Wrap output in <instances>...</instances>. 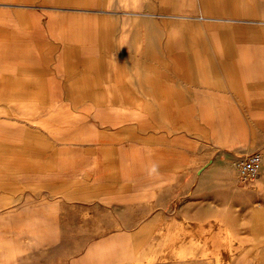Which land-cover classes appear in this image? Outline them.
Wrapping results in <instances>:
<instances>
[{
	"label": "rangeland",
	"instance_id": "374dc122",
	"mask_svg": "<svg viewBox=\"0 0 264 264\" xmlns=\"http://www.w3.org/2000/svg\"><path fill=\"white\" fill-rule=\"evenodd\" d=\"M117 1V4L126 5L134 0ZM159 1L141 0L143 7L147 4L145 7L149 9L159 7L161 10L155 19H143L142 39L139 36L128 37L126 29H120L124 34L122 40L121 36L117 35L119 30L113 34L106 29H99L97 24L103 17L96 11L102 9L103 5L93 6L92 16H95L90 18V25L85 27L83 33L87 36L84 40L92 43L76 45L75 49L81 58L76 61L49 59L57 56L70 58V46H66V43H39L57 41L53 36L57 30L56 15L50 12H24L19 9L11 11L14 9L13 5L0 3V67H9L0 68L1 79L5 76L21 77L25 81L43 79L45 87L63 89L64 94H67L66 91L72 89L115 88L121 81L123 83L135 79L133 75L137 71L147 72L158 68L166 75L163 83L176 82L178 86L175 89L179 92L176 100H169L173 104L171 108H154L151 101L154 102L155 92L141 91L137 94H111L110 106L108 102L100 104L91 101L92 104H88L94 110L103 108L113 112V117L107 115L97 118L91 114L85 120L86 124H92L91 129L96 134L105 133L100 137L103 140L78 142L73 145V148L80 152V156H85L82 153L89 149L90 154L87 153V157L93 163L64 170L60 168L56 171L45 169L32 172L28 182H35V186L45 185V190L55 184L70 183L99 184V187L89 189L95 196L88 200L79 197L60 199L62 204L58 208V218L63 239L48 248L49 252L45 248L23 252L24 255L33 256L36 264H69L62 261L66 259L63 251H67V255L70 254L73 250L72 240L82 239L84 236L86 238L84 231L89 227L96 233L98 230L113 232L116 227L109 226L106 230L102 224H112L116 219H121L128 229H131L132 224L136 227L141 222L152 220L156 242L164 237L161 235L162 228L170 224V232L176 238L193 239L202 243L192 249L184 246L185 251L190 252L188 256L191 258L184 263L175 260L179 255V252H175L176 247L171 248L166 244L156 247L159 249L160 259L168 256V264H218L216 256H222V264H237L236 261L253 244L259 249H264V163L259 174L246 182L241 181L238 169L239 160L245 156L255 151H260L264 156V27L245 20L247 0H239L234 4L237 7L230 11V16L236 20L219 22L210 19L206 22L197 18L201 13L197 12L201 10L199 0H161L164 2L162 5ZM14 3H20V0ZM174 6L178 8V12H168V8L173 9ZM225 13V17H228L226 10ZM119 20L123 22L122 18ZM63 23H68L66 18ZM29 24H39L41 34L30 36V29L27 28ZM109 25L112 23L109 22ZM78 30L76 33H79ZM107 36L110 41L109 52H142L150 59L142 62L86 59L88 56H95L96 52H101L103 47L99 43ZM140 39L144 41L143 44ZM63 40L69 41L70 38ZM200 67L208 69V86L200 83ZM93 78L100 80L101 85L88 86ZM67 80L73 81L74 84L65 85ZM151 81L154 80L150 78L148 82ZM125 86L136 90L135 87L122 84V87ZM164 88L173 90L166 85ZM139 89L141 88L137 90ZM182 93L186 96L184 100H180ZM133 94L140 96L139 103L150 105L152 108L129 106L126 108L131 109L129 116L116 118L120 115L115 114L122 112V108L118 106L121 101L125 102V98L127 104L136 105L129 100ZM71 95L81 98V101L88 99L86 93ZM90 96L102 100L104 97L107 99L109 94L96 93ZM201 97L200 101L197 100ZM169 101L165 100L164 104L167 106ZM73 104L72 112L75 114L77 106ZM81 111L82 109L78 112ZM132 111L137 112L136 115ZM94 132L91 133L96 138ZM61 142L58 141L59 148L62 146ZM122 148L125 156L120 154ZM137 151L150 154V157L154 158L152 172L142 174L140 170L123 162L126 157ZM108 161L110 166L106 165ZM124 182L131 184H128V187L122 186ZM130 185L134 186L132 190ZM145 191L151 192L153 197L150 199L151 195L145 196L144 194L148 193ZM160 191H163L162 195ZM201 204L206 206H203L206 216L202 218L204 228L199 229L198 224L201 221L194 213L199 211ZM77 211L80 214H77ZM85 218H90L88 226ZM214 223L217 228L211 230ZM69 226L75 228V233ZM227 226L232 229L227 230ZM76 228H81V231L84 228V231ZM160 229L161 233L157 231ZM72 232L71 238L65 236ZM232 232L233 254L227 242L231 241ZM226 234H229L228 237ZM145 247L149 249L148 246ZM75 253L78 254L79 250ZM256 257L259 258H256L255 264H264V253H257Z\"/></svg>",
	"mask_w": 264,
	"mask_h": 264
},
{
	"label": "bare ground",
	"instance_id": "6f19581e",
	"mask_svg": "<svg viewBox=\"0 0 264 264\" xmlns=\"http://www.w3.org/2000/svg\"><path fill=\"white\" fill-rule=\"evenodd\" d=\"M63 95L64 94H59L58 96V94H52L49 96L44 93L0 92V118H2V123L0 124V264H36V259H34L33 256L29 257L24 255L23 252H28L37 248H45L47 250L53 245L58 244L61 239H63L64 235L61 232V223L58 218V208L62 204L60 199L62 197L73 199L79 197L88 200L90 197L95 196L90 193L89 189L99 187V184L84 183L79 185L70 183L60 185L55 184L53 186H48V190H45V185L35 186V182H28L32 172L35 173L36 171L45 169H49V171H56L60 168L64 170L73 166H82L86 163L89 165L93 163L92 160L87 157V153L90 154L88 151L89 149L82 153V155L85 154V156H80V152L73 148V145L78 142H91L96 139L93 136L86 134L87 131H93V129H91V125H84L81 123L90 113L84 112V107H82L83 109L80 107L82 109L81 113L76 110V113L74 114L72 112V104L74 100H72V104H70L63 99ZM139 98L140 97L138 95L133 94L130 96L129 100L137 102L136 105H133L134 107L152 108L150 105L139 103ZM89 104L92 103L90 102ZM85 108L93 110L90 105H85ZM133 109L135 111H139L136 108H132V110ZM130 110L122 108V112L117 115H121L122 117L124 116L125 118L126 115L129 116V112H131ZM135 111L132 112L135 113ZM106 114L107 112L104 110L96 111L97 118L105 117L107 116ZM20 121H33V123L39 124L41 130L48 134L46 135L47 137H44L42 141L40 139L32 140L31 138H28L27 135H29V133H27L28 129L25 127L26 124H21ZM58 141H62V146L60 148L58 146ZM3 142H6V144ZM69 143H72L73 145H68ZM121 151L122 153L120 154L124 155L123 148ZM153 159L154 158L150 157V154H144L137 151L134 154H130L129 157H126V160L123 162L140 170L142 174H146L152 172ZM105 160H107L106 154ZM109 161L106 162V165L110 166ZM128 184L124 182L122 186L128 187ZM130 187L132 190L134 186L130 185ZM160 190H162V188H160ZM146 192L148 191H145V193ZM150 193L151 192H148L144 195H151V199L153 194ZM160 193V195H162L163 191H160ZM156 196L157 195H155V197ZM73 204L76 205L74 202ZM149 204L151 203L149 202ZM140 205L138 206L140 207ZM68 206L70 207V204ZM203 206L204 204L199 205V211L194 213L199 221H201V223L198 224L199 229L204 228L202 218H205L206 214L204 213L205 208L203 209ZM78 213L80 214V212L77 211V214ZM69 216L70 215H68V217ZM90 218L84 219L87 226L90 223ZM150 218L152 219V217ZM151 221L141 222L137 224L136 227L132 224L131 229H128L121 219H116V221L112 224H102V227L106 230V227L109 226L116 227L113 232H107L105 230L104 232H101L98 230L96 233L91 231L89 229L90 227L86 228L84 226L86 231H84V228H82V230L85 232L86 238L84 236L83 238L81 237L82 239H75L72 241L70 239L73 250H71L68 255L67 251L64 250L63 252L66 255V259H63L62 261L69 264H104L111 260L123 262L126 261V258H130L132 255V261L135 262L147 261V264H154L153 262L157 263L156 247H161L164 244L170 245L171 242L174 241L169 237L172 234V232H170L172 225L167 224L164 228H162L163 231L162 229L157 230L160 233L162 231L161 235L164 237L159 242H156L154 241L155 233L153 231L155 226ZM71 222L75 223L74 221ZM217 222H219V220ZM162 225H164V223ZM70 226L72 227V225ZM70 226L68 228H70ZM78 226H80V224ZM132 226L134 228H132ZM73 227H75V225ZM136 228L138 229L135 230ZM216 228L217 225L214 223L213 228L210 229L214 230ZM74 229L71 231L74 232ZM78 229L81 231V228ZM231 229L232 228L227 226V230ZM73 232L72 234L65 236H69L71 238V236H73ZM227 242L229 245L232 243L230 240H227ZM199 244L202 243L200 241H194L193 239L183 241L182 243L183 246H187L191 249L196 245L199 246ZM145 245L152 248L153 252L147 251L148 249H146L145 252L140 254L123 253L124 250H129L131 247L138 248ZM77 250H79L78 254L75 253ZM188 254H190V252H182L179 253L178 256L182 259ZM158 264H164V259H158Z\"/></svg>",
	"mask_w": 264,
	"mask_h": 264
},
{
	"label": "crops",
	"instance_id": "0c3cea01",
	"mask_svg": "<svg viewBox=\"0 0 264 264\" xmlns=\"http://www.w3.org/2000/svg\"><path fill=\"white\" fill-rule=\"evenodd\" d=\"M1 4L4 5H8L12 7H14V9H12L11 11H16V9H19L20 11H24V12H50L53 13L55 18H56V33H53V36L55 38H57V41H53V42H43L40 41L39 43L41 44H48V45H52V44H59V43H66V46H70V49L68 51H71V56L70 58L68 57H51L49 59L51 60H71V61H76V60H80L81 58L78 56V53L75 49L76 45H82L84 43L90 45L92 42L90 41H85L84 39L87 38L86 35H84V31H85V27L87 25H90L88 21H90L92 16V8L93 6H97L99 4L103 5V8L96 11L99 12V14H101V16L103 17L102 20L97 24L99 29H106L107 31H111L114 34V31L119 30L120 32L117 35L121 36V40L123 38V32L120 30H127L126 35L128 37H141V39L143 38V19L145 18H150V19H155V17L157 16V14L159 13V11H161L158 8L156 9H149L147 7H143V5L141 4V0H134L129 1L128 4L123 5V4H117V0H20V3L15 4L14 2L16 0H0ZM19 1V0H17ZM201 1V10L197 11L199 14V16L197 17L200 20H206V22L208 21V19L210 20H214L215 22H219V21H223V20H236V18L231 17L230 16V11L232 9H235L237 7V5H234L235 3H238L239 0H199ZM38 2H46V3H39ZM177 2V1H176ZM168 5L170 4V2H166ZM189 3V2H188ZM159 4L162 5L164 4L163 1H159ZM157 3V5H159ZM190 4V3H189ZM178 5V4H177ZM19 7V8H17ZM179 9L183 11V8L178 5ZM178 8H176V6L173 7V9H169L168 8V12H172V13H176ZM18 10V11H19ZM29 10V11H28ZM225 10L228 13V17H225ZM180 12V11H179ZM211 16H209V15ZM241 16V14H240ZM194 17V16H192ZM244 17L246 18L245 20H248V23L251 24H261L264 27V0H247V11L244 15ZM66 18V21H68V23H66V25H64L63 23V19ZM120 18L123 19V24L121 23V21L119 20ZM140 20V21H139ZM108 21V22H107ZM139 21V22H138ZM109 22L112 23V25H109ZM118 23V25H117ZM27 28L30 29L29 35L31 36H39L42 32L40 25L37 24L36 25H32L29 24L27 26ZM109 28V29H108ZM119 28V29H118ZM40 29V30H39ZM79 29V30H78ZM95 29V28H94ZM76 30L79 31V33H76ZM28 34V33H27ZM92 37V36H91ZM65 38H70L69 41H64L63 39ZM140 39V40H141ZM140 42H142V44L144 43L143 40H141ZM38 43V44H39ZM51 43V44H49ZM110 43L108 36L105 38L104 41H100V45L103 47V49L101 50V52H96L95 56H88L86 59L89 60H93V61H129V60H136V62H142L145 59H150L149 57H145V53H137V52H130V53H125V52H119V53H112L109 52L110 48L108 47V44ZM146 43V41H145ZM121 44V41H120ZM141 44V45H142ZM64 49H66L64 47ZM67 50V49H66ZM62 54H67V52H62ZM115 54H120V56H115ZM122 55V56H121ZM200 60V59H199ZM8 65H2V68H6ZM143 66V65H142ZM0 67V68H1ZM9 68V67H7ZM143 68V67H142ZM141 68V69H142ZM208 69L207 67L202 68L200 67L199 69V76H200V83L204 86H208ZM198 74V73H196ZM195 74V75H196ZM133 77L135 79H131L129 82H125L121 81L120 85L117 86L115 88H107L106 90L103 89H94V90H90V89H79V90H69L66 91L67 94H64V90L62 89H53V88H48L45 87V82L43 81V79H37L36 81L31 80H23V78L21 77H7L5 76L3 79L0 78V92H29V93H44V94H48L49 96L52 94H64L63 95V99L66 100L68 103L72 104V100H74V103L76 102V104H74V106H77V111H79L82 107H84V112L86 113H90L89 115H87V117H89L91 114L93 116H96V111L98 110H104L107 112L106 115L113 117V112L111 113L109 110L107 109H103V108H99L97 110H90L88 108H85V105H88L91 101L97 102V103H109V106L111 105L110 100L112 99L111 94H119V93H138L139 91L141 92H155V96H154V102H152V105L154 108H171L173 106V104H171V101L169 100H176V96L178 95V91L175 89L178 85L177 83H173V82H168L169 84H164V77H166L165 74L161 73V71L156 68V69H151L147 72H143L142 70L137 71L136 74L133 75ZM145 77V79H144ZM196 77V76H195ZM152 78L151 82H148V80ZM89 81V79L87 80V82ZM86 82V83H87ZM69 83V84H68ZM85 83V82H83ZM117 83V82H115ZM70 84H74L73 81H66L65 85H70ZM95 85V87L100 86L101 85V81L98 80L97 78H93L91 79V82L88 86L90 85ZM123 85H130L131 87H135V89L133 88H129V87H122ZM30 85V86H29ZM172 87L171 89L173 90H166L164 88V86ZM141 88L139 90H137L138 88ZM142 87H149L147 89H143ZM151 87V88H150ZM176 90V91H175ZM264 91V90H263ZM75 93H86L88 96L87 100L81 101V98L73 96L71 94H75ZM109 94V96L104 97L102 100L96 99L94 96H90L91 94ZM177 93V94H176ZM183 95H181V99L180 100H184L186 98L185 94L182 93ZM261 95V94H260ZM54 96V95H53ZM140 97V96H139ZM201 98H197V100H201ZM165 100L169 101L168 105L166 106ZM120 101V100H119ZM161 101H164L163 103H160ZM120 108H128L129 106L133 105H129L127 104V100L125 98V102H120ZM135 104L137 102H134ZM133 103V104H134ZM79 105V106H78ZM99 106V105H98ZM103 106V105H102ZM81 107V108H80ZM184 107H186V105H184ZM83 109V108H82ZM117 115V114H115ZM97 117V116H96ZM122 116L120 115L119 117L116 118H121ZM87 118H85L81 123H83L84 125L87 123L85 120ZM61 122V120H60ZM2 123V118H0V124ZM21 124H26L25 127H27L29 135H27L28 138H31L32 140H43L44 137H47V133L44 132L43 130H41V127L39 124L37 123H33V121H27L25 123H23L22 121H20ZM81 125V124H79ZM87 125V124H86ZM92 126V124H89ZM41 130V131H40ZM94 132V130H93ZM95 133V132H94ZM87 135L89 136H93L94 135L91 133V131H87L86 132ZM96 134V133H95ZM105 134V133H102ZM102 134H96V138L95 140H103V138H99ZM68 145H73L72 143H69ZM38 152H43V151H38ZM255 152H260V151H255ZM261 153V152H260ZM262 155V166L263 167V163H264V156L263 153H261ZM229 234H226V237ZM233 232L231 234V241L233 243ZM171 236V237H170ZM169 237L172 239L173 238V242H171L170 245H168L171 248L176 247L175 252H186L184 249V246L182 245L183 241H188L187 239L184 240H180L178 238L175 237V235H170ZM232 243H230V247L233 245ZM174 245H179L178 246H174ZM163 246V245H162ZM161 246V247H162ZM149 247V246H148ZM178 247V248H177ZM140 248V249H138ZM131 247L129 250H124L123 253L126 254H140L142 252L146 251V247L145 246H141V247ZM142 248V249H141ZM135 249V250H134ZM178 249V250H177ZM231 254H233L234 250L231 247ZM147 251L153 252V249H151L149 247V249ZM158 251L159 249H157L156 253H157V263L153 262L154 264H158V259L162 260L159 258L160 255H158ZM155 252V251H154ZM257 253H264V249H259L256 247V244H253L249 250H246L243 255L236 261L237 264H255L256 258V254ZM132 257V255H131ZM126 258V261H114L111 260L109 262H106L104 264H147V261H141V262H135L132 261L133 258ZM231 258V256H230ZM168 260V256H164V264H168L167 262ZM176 261H182L183 263L186 262L187 260H191L190 256H186L182 259H180L179 256L175 257ZM216 260L218 264H222V256H216ZM93 264H98V263H93Z\"/></svg>",
	"mask_w": 264,
	"mask_h": 264
},
{
	"label": "built area",
	"instance_id": "2783aa9c",
	"mask_svg": "<svg viewBox=\"0 0 264 264\" xmlns=\"http://www.w3.org/2000/svg\"><path fill=\"white\" fill-rule=\"evenodd\" d=\"M262 166V155L260 152H253L238 162L240 178L242 182L257 176Z\"/></svg>",
	"mask_w": 264,
	"mask_h": 264
}]
</instances>
